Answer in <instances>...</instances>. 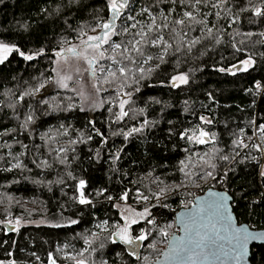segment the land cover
Segmentation results:
<instances>
[{"label":"trees","instance_id":"16d2710c","mask_svg":"<svg viewBox=\"0 0 264 264\" xmlns=\"http://www.w3.org/2000/svg\"><path fill=\"white\" fill-rule=\"evenodd\" d=\"M210 2L205 0L199 8V13L207 15L198 13L197 19H204L208 27L215 26L214 32L219 30L220 43L204 38L200 31L190 32V37H202L201 43L190 54L169 55L167 63L161 64L159 70L134 85L140 88L132 95V107L137 114L130 121L116 124L112 123L114 117L107 105L93 108L73 92L50 84L37 95L25 97L23 101L17 99L42 78L41 73L52 75L53 53L63 41L77 42L76 34L94 24L97 13L107 15L105 0H0V42L17 45L26 52L44 49L46 53L33 61H25L13 53L0 65V220H21L18 231L10 230L9 225H0V264H49V253L55 255L57 264H72L66 257L87 247L85 240L92 239L96 222L107 219L108 224L113 225L120 220L119 209L113 205L120 203L119 197L126 189L132 190L127 203L139 210L148 207L153 214L161 207L160 203L167 205L162 207L155 225L162 229L172 225L167 229L169 238L177 231L174 215L181 208L183 191L212 180L186 178L180 172V161L188 155L185 149L191 147L203 154L215 147L232 155L235 138L232 133L240 129L256 140L253 135L256 125L264 124V87H255L257 82L264 86V17L253 15V11L264 9V0H228L224 6L227 10L213 9L208 6ZM147 6L164 12L171 8L177 13L187 10L169 0H158L156 4L153 0H135L132 14L137 15L141 7ZM173 18H177L175 13L169 15V20ZM237 48L242 51H236ZM247 56L255 61L248 72L231 75L218 71ZM177 73H187L189 84L178 88L161 84L163 81L166 85ZM43 100L48 103H42ZM69 104L73 105L71 109ZM82 107L84 111L80 110ZM29 113L34 121L25 130L21 125ZM201 115L213 120L206 128L217 134L215 145H189L179 137L181 131L200 124ZM144 119L153 122V127L144 133L128 139L114 135L120 129L127 131L139 125ZM90 121L107 137L106 144L101 143ZM65 130L68 135L63 134ZM89 135L92 136L90 141ZM73 139L78 142L72 144ZM25 144L27 149L23 147ZM60 148L68 151L59 153L56 150ZM121 148V158L113 161L111 154ZM62 156L67 158L64 164L60 163ZM45 159L49 166H38L34 162ZM16 162L24 167L8 171L10 164ZM216 163L217 179L213 187L231 194L237 221L254 229H264V170H261L264 154L254 149L247 153L241 150L236 161ZM69 172L75 179L69 177ZM224 172H227L226 177ZM154 176L164 180L170 188L183 187L170 191L161 202L138 201L137 188L156 190L152 183ZM80 179L87 182L86 192L92 194L95 207L81 206L72 199ZM101 189H106L105 195L97 196L96 192ZM108 195L114 197L113 201L105 199ZM38 218L65 226L26 224ZM71 219L79 223L69 225ZM138 227L153 229L149 241L142 242L137 251L141 257L147 256L145 264H150L160 256L168 238L159 235L153 225L142 223ZM107 235V232L100 234L93 245L97 250L89 255L90 264H141L124 246L105 240ZM101 241L103 248L99 247ZM148 243L155 244V250L146 247ZM250 261L264 264V245L252 246Z\"/></svg>","mask_w":264,"mask_h":264},{"label":"snow or ice","instance_id":"6c2138e0","mask_svg":"<svg viewBox=\"0 0 264 264\" xmlns=\"http://www.w3.org/2000/svg\"><path fill=\"white\" fill-rule=\"evenodd\" d=\"M157 2L158 0H153V4ZM134 3L135 0H105L107 15L97 13L95 23L82 28L76 34L78 43L73 44L71 41H63L53 53L55 59L52 61V75L45 76L41 73L42 78L37 79L36 84L30 85V90H25L17 99L23 101L25 97L37 95L50 84L59 89L73 92L74 95L81 97L86 104L91 105L93 108H103L107 105V110L114 117L112 123L119 124L125 120L130 121L137 114L132 107V95L133 92L140 91V88L134 87V85H139L148 75L159 70L161 64L167 63L166 58L169 55L190 54L193 48L201 43L202 39L200 36L190 37V32L200 31L204 33V38L213 39L217 44L220 43L217 38L219 30L214 32L213 28L215 26L208 27L204 19H197L199 8L205 3V0H169V3L180 5L187 10L177 13L175 8H171L169 12H164L163 10H154L152 6H147L141 7L137 15L132 14ZM227 4L228 0H211L208 6L213 9L227 10L224 7ZM172 13H175L177 18L169 20V15ZM199 14L207 15L206 13ZM212 14L220 15L219 12H213ZM253 15L264 17V9L255 8ZM196 26L203 27L198 28ZM236 51H242V49L237 48ZM13 53L18 54L25 61H33L46 54L44 49L26 52L17 45L0 42V65H3ZM254 63V59L247 56L243 60H238L229 68H219L218 71L236 75L238 72H248ZM81 80H83L86 88L71 87V85H76ZM189 82L190 77L187 73H177L170 77L166 85L163 81H161V84L178 88L189 84ZM116 85L118 87H114ZM255 87L261 89L264 86L257 82ZM105 93H107V96L104 95ZM209 98L214 101L211 94H209ZM68 99L72 100V97ZM41 102L48 103L46 100ZM57 107L59 106L57 105ZM71 107L73 105L69 104L68 108L71 109ZM113 108L116 111H113ZM80 110L84 111L85 109L82 107ZM33 121L34 116L29 113L26 115L21 127L27 130L28 125ZM199 121L200 124L193 128L181 131L179 133L180 139L186 141L189 145H208L210 143L215 145L217 134L206 128L207 125L213 124V120L201 115ZM89 123L96 135L101 137V143L106 144L107 137L104 133L95 129L94 121ZM252 123H255V121ZM151 127H153V122L144 119L139 125H133L127 131L120 129L114 132V135H123L125 139H128L135 134L144 133L146 129ZM63 134L68 135V132L65 130ZM169 134H172L171 129H169ZM232 135L235 137L232 141V155L215 147L211 151L205 150L203 154H199L189 147L185 149L188 154L186 159L180 161V172L186 178L194 176L198 180L205 178L216 180L217 161H236L237 157L241 156V150L247 153V150L254 149L264 154V124L256 125L253 133L256 140H253L252 136H247L244 129L233 132ZM87 139L92 140V136L89 135ZM77 142L75 139L71 141L72 144ZM23 147L27 149L28 145L25 144ZM56 151L65 154L68 150L60 148ZM122 151L121 148L116 153H112V160H119L121 158L119 153ZM96 155L99 156V150H97ZM244 158H247V156L245 155ZM66 159V156H62L60 163H66ZM34 162L38 166H49L46 159ZM23 167L22 163L16 162L10 164L7 170L22 169ZM68 175L75 179L71 172ZM223 175L226 177L227 172H224ZM60 183H63V181H60ZM152 183L155 185V191L151 188L145 191H140L139 188L135 190V197L138 201L145 204L151 203L153 200L161 202L170 191H179L183 187V185H177L176 188H170L164 180L155 176ZM86 187L87 182L85 180H78L76 195L72 199L81 206L95 207L91 198L92 194L86 192ZM105 192L106 189H101L96 192V195L104 196ZM131 194L132 190L126 189L119 197L122 204L113 205L114 207L127 205L119 221L109 225L108 221L105 220L97 227L108 233L104 239L110 240L113 245L131 246L129 255L136 257L137 260L141 261V264H145L149 258L138 255L136 249L141 246L142 242L149 241L153 229L141 228L140 232L134 235V225H138L142 221L147 225H153L155 231L165 239L169 235L167 229H170L172 225H168L167 229L155 225L148 207H144L143 211L140 212L132 209L127 203ZM211 195L213 198L198 209L195 214L196 218L189 217L185 219L183 216L180 218L185 236L169 240L170 258L175 260L176 264H205L206 261L212 258L219 259L221 256H227L237 264H244L251 251L250 245L254 242H264V232L250 231L247 226L238 227L231 216L224 214L226 213L224 202L230 197L223 193H212ZM105 199L113 201L114 197L108 195ZM152 206L155 207L156 205L153 204ZM160 206L167 207L163 203H160ZM222 209L224 213H222ZM201 213L204 215H200ZM77 223L79 221L76 219L68 221L69 225ZM5 224L11 226L10 230L18 231L21 220L19 218L0 220V225ZM217 224L220 227H217ZM49 226L60 228L65 225L56 223ZM91 236L92 239L85 240L86 248L77 251L75 255L66 257L72 261V264H90L89 255L97 250L93 245L96 240L100 239V233H92ZM64 247H67V245ZM99 247H104L103 241H101ZM146 247L155 250L156 245L148 243ZM48 259L49 264H57V258L53 253L48 254Z\"/></svg>","mask_w":264,"mask_h":264},{"label":"water","instance_id":"95a60500","mask_svg":"<svg viewBox=\"0 0 264 264\" xmlns=\"http://www.w3.org/2000/svg\"><path fill=\"white\" fill-rule=\"evenodd\" d=\"M212 193H223L226 194L230 199L226 200L224 203L226 205V213H224V210L222 209V213L225 215H229L233 218V222L236 224V226H247L250 231H255V232H264V229H254L251 228L248 224L246 223H239L236 219V216L233 212L232 208V196L225 190H219L216 188H211L206 190L202 195L198 196L195 203L193 205H190L189 207L185 208H180L174 215V223L177 228V231L172 233L168 240L166 246L162 249L161 254L158 258H156L152 263L150 264H176V261L170 258V248H169V240L179 239L185 236V231L180 223V218L183 216L185 219H188L189 217L196 218L195 214L197 213L198 209L207 201L212 199ZM200 215H204L201 213ZM217 227H220L219 224H217ZM253 245H264V242H254L253 244L250 245V249L252 248ZM250 256H251V251L249 255L246 257V260L244 264H252L250 261ZM205 264H237V262L232 261L229 257L227 256H221L219 259L212 258L209 261H206Z\"/></svg>","mask_w":264,"mask_h":264},{"label":"rangeland","instance_id":"374dc122","mask_svg":"<svg viewBox=\"0 0 264 264\" xmlns=\"http://www.w3.org/2000/svg\"><path fill=\"white\" fill-rule=\"evenodd\" d=\"M76 43H78V41L77 42H73V44H76ZM8 44V43H7ZM11 45V44H10ZM54 59H55V57H54ZM73 86V85H72ZM75 87H81V88H86V85H84V82H83V80H81V81H78L77 82V84L75 85ZM84 101V100H83ZM264 170V164H262L261 165V170ZM208 181H210V180H207V181H205L204 183H202V184H200V185H195V186H203L205 183H207ZM195 186H193V187H195ZM122 204V202H120L118 205H121ZM129 205V204H128ZM131 206V205H130ZM125 207H127V205H124V206H120V207H118V209H119V214H120V217H121V214L125 211ZM131 208L132 209H135V211L136 212H140V211H143V210H139V209H137L136 207H134V206H131ZM182 208V207H181ZM161 209H162V207H159V209H157L158 211H159V215H160V212H161ZM157 210H155V212L157 211ZM154 212V213H155ZM154 213L152 214V217H153V215H154ZM151 217V218H152ZM160 217V216H159ZM5 220H8V218H6ZM104 220H107V219H104ZM108 221V220H107ZM142 223H144L143 221L140 223V224H142ZM26 224H32V225H39V224H45V225H50V224H56V223H52V221H50L49 219H46V218H38V219H34V220H32V221H28V222H26ZM98 224H101V222H96L95 224H94V228H93V230H92V233H97V232H99L100 234H102V233H104L103 231H101V229L100 228H98L97 227V225ZM140 224H138V225H134V228H135V232H134V235L135 234H138L139 232H140V228L138 227ZM139 228V229H138ZM91 233V234H92ZM166 244H167V242H166ZM128 247V251L130 252L131 251V246H127ZM136 251H138V248L136 249ZM152 263V262H151Z\"/></svg>","mask_w":264,"mask_h":264},{"label":"built area","instance_id":"2783aa9c","mask_svg":"<svg viewBox=\"0 0 264 264\" xmlns=\"http://www.w3.org/2000/svg\"><path fill=\"white\" fill-rule=\"evenodd\" d=\"M219 182V180H217ZM215 180H210L203 186L189 187L183 191L182 197L180 199L179 205L182 208L189 207L193 205L198 196L202 195L206 190L214 188ZM154 221H159V211L157 210L153 217ZM105 221L102 220L101 223Z\"/></svg>","mask_w":264,"mask_h":264},{"label":"flooded vegetation","instance_id":"af4514ba","mask_svg":"<svg viewBox=\"0 0 264 264\" xmlns=\"http://www.w3.org/2000/svg\"><path fill=\"white\" fill-rule=\"evenodd\" d=\"M120 245H122V244H120ZM122 246H124L126 249H128V247L126 245H122Z\"/></svg>","mask_w":264,"mask_h":264}]
</instances>
